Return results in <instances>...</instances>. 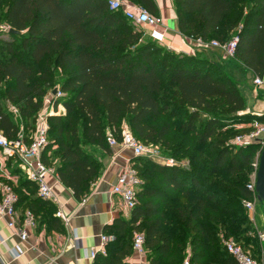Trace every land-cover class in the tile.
Listing matches in <instances>:
<instances>
[{"label": "trees", "instance_id": "trees-1", "mask_svg": "<svg viewBox=\"0 0 264 264\" xmlns=\"http://www.w3.org/2000/svg\"><path fill=\"white\" fill-rule=\"evenodd\" d=\"M128 1L160 16L154 0ZM8 2L4 22L15 33H0V133L10 140L22 133L4 103L35 126L50 87L62 92L53 104L66 113L48 117L44 162L76 200L88 197L102 176L103 160L90 148L110 156L107 133L120 139L124 125L144 145L164 144L171 157L191 163L184 169L134 159L142 180L138 204L130 221L118 219L106 228L114 240L95 264H128L135 232L145 234L150 264H182L188 247L191 264H236L225 247L230 239L252 255L247 247L256 232L244 202L253 199L247 178L261 147H236L235 140L253 129L237 131L235 125L264 124V115L241 117L248 106L237 80L200 53L144 41L106 0ZM174 3L183 34L226 45L238 30L242 74H264V0ZM23 181L38 197L37 188ZM16 192L18 207L55 220V205Z\"/></svg>", "mask_w": 264, "mask_h": 264}, {"label": "crops", "instance_id": "crops-1", "mask_svg": "<svg viewBox=\"0 0 264 264\" xmlns=\"http://www.w3.org/2000/svg\"><path fill=\"white\" fill-rule=\"evenodd\" d=\"M154 1L167 28L166 43L163 46L176 53L195 55L197 52L198 54H203V51H197L194 48L195 42L193 38H189L181 32L174 0ZM129 2L137 5L131 1ZM146 31L147 29L144 32L146 33ZM144 37H146L144 41H149L145 34ZM212 50L217 53V58L213 56L208 57L207 54L203 55L217 65L222 66L224 71L230 74L228 68L222 62L226 59L225 55L223 57V55L221 56V51ZM248 75L252 74L249 73ZM244 82L243 78L237 80V84L247 101L248 113L254 116H263L264 102L262 103L258 95H255ZM256 89L261 94L263 93L259 95L264 98V87H256ZM59 107L62 109L60 114L64 115L66 113L65 108L62 105ZM111 151L112 154L108 155L105 159L102 176L92 186L87 202L84 205H81L76 200L73 191L66 188L57 176L51 179L63 211L72 217L69 226L64 225L62 220L57 218L55 214L53 216L55 220L48 219L47 221L43 218L42 213L37 215V217L34 215L36 226L34 228H26L29 239L23 242L18 235L8 229L7 221L0 219V264H95L100 254L95 260H92L90 259L91 251L101 248V237L111 236L114 238L113 234L105 231L106 228L112 226L118 219L130 221L132 218V211L126 210L121 198L112 194V189L117 177L127 167H134L135 158H133L131 151L112 149ZM15 177L17 178L15 191L17 188H20V192L32 200V202L38 199L30 190L22 186L25 179L23 175L17 174ZM258 204H256L253 213L246 209L250 221L253 222L252 226L259 236V239L251 242L247 248L259 264H264V207H258ZM17 209L20 214L28 210L21 208V206L17 207ZM34 212H37L36 208ZM56 220L60 221L63 228L62 232L54 229L57 226ZM15 250L23 252V256L17 258ZM187 253L191 257L190 247H188ZM126 262L128 264H150L147 258V251L146 255L142 257L132 250V255Z\"/></svg>", "mask_w": 264, "mask_h": 264}, {"label": "built area", "instance_id": "built-area-1", "mask_svg": "<svg viewBox=\"0 0 264 264\" xmlns=\"http://www.w3.org/2000/svg\"><path fill=\"white\" fill-rule=\"evenodd\" d=\"M106 1L111 11L122 13L129 23L137 31L143 35L145 34L150 41L159 45L166 43L167 28L161 16L152 15L143 7L131 4L127 0ZM146 29L147 31L145 33L144 31ZM193 40L195 42L194 48L197 51L202 49H223L227 57H236L239 43L238 36L233 38L225 46L221 45L218 41L207 42L202 39ZM254 85L257 88L264 87V74L254 79ZM62 96V92L57 91L56 96L52 95L45 100V114H39L36 131L30 137L20 133L16 139L10 140L0 133V219L6 220L8 229L18 235L23 242L29 239L26 228H34L36 226V218L30 210H27L23 214L18 212L19 196L15 191L17 178L15 177L16 175L11 174L10 167L20 170L25 179L37 188V194L40 199L56 206V217L61 219L64 225L69 226L72 220L71 215L63 211L58 195L51 183V179L57 176L56 169L48 166L44 162V153L49 144L48 117L60 115L59 110H56L54 107L53 100L55 98L59 99ZM107 143L112 150L131 151L133 158L144 157L147 154H150L153 158L157 157L156 152L149 151L142 142L134 137L127 125L123 126L120 139H118L113 131L109 130L107 133ZM250 144H258L261 147L262 153L264 149L263 123L257 122L250 133L238 137L234 142V145L238 146ZM162 164L169 167L177 165L174 159H168L162 162ZM255 167L258 170V162L255 164ZM141 186L142 180L137 171L134 167L129 166L117 177L113 185L112 194L119 196L126 210L131 212L138 204V194ZM248 189L253 193V199L245 201L244 206L249 212L253 213L256 204L260 201L256 191V174L252 184L248 185ZM87 198L80 201L81 205L86 204ZM101 240V248L99 250L93 249L90 259L95 260L99 254L106 256V247L114 238L111 236H102ZM145 243V234L142 232L135 233L133 236V251L142 257L145 256ZM225 247L228 253L234 258L236 264H259L240 243L230 239L225 243ZM23 254V252L15 250V256L17 258H21ZM182 264H191L190 257L188 256Z\"/></svg>", "mask_w": 264, "mask_h": 264}, {"label": "rangeland", "instance_id": "rangeland-1", "mask_svg": "<svg viewBox=\"0 0 264 264\" xmlns=\"http://www.w3.org/2000/svg\"><path fill=\"white\" fill-rule=\"evenodd\" d=\"M8 7H9L8 0H4V1L0 2V33H3L5 35H8V32H9V26L4 22ZM237 32H238V30H236L231 35L232 39L237 37ZM143 40H146V37H144V35H143ZM212 41H216V40L212 39V40H209L207 42H212ZM221 45L225 46L224 44H221ZM161 46H163V45H161ZM201 51H203L202 52L203 54H207L208 57L213 56V57L217 58V55H216L217 53H215V51H213V50L202 49ZM219 51H221V56L223 55V57H224V55H225L226 59L223 60L222 62L228 68V71L230 72L232 77L234 79H236V80H239V79L243 78L245 80L244 83H246V85L249 86V88L255 93V95H258L259 100L263 103L264 102V98L261 96L263 93L261 94V92L259 90H257L256 86L253 84V81H254L255 77L253 75L244 76L242 74V66L237 61L236 57H234V58L227 57L226 54H225V51L223 49H221ZM196 54H198V53L196 52ZM203 54H201V55H203ZM2 57H4V54H0V58H2ZM238 83L240 84V82H238ZM53 91L54 90H52V88L50 87V89L48 91V94H47V98L52 96ZM259 94H261V95H259ZM4 107H5V109H7L8 111H11L13 113L12 115H13L14 121L17 122L19 126H21V132L22 133H26V134L35 133L36 125L33 126L30 121L25 120V119H21L18 116L17 109L13 105H10L8 103H4ZM58 110L60 112L62 110L61 107H59ZM48 111H50V109H48ZM39 114L44 115L45 114V108ZM240 115H241V117L245 118V115H251V114H249L248 111H246L244 113H241ZM257 117H261V116H257ZM256 123L257 122H255L254 124H249V123L247 124V122H245V121L238 120L237 125H235V127H236L235 129L237 131H242L243 129H246V128H249V127H252V129H253V127H254V125ZM27 126L29 128V131L25 130V127H27ZM235 146L239 147L238 145H235ZM146 147L149 149V151L156 152V156L157 157H155L156 158L155 159L150 154H147L146 156L141 157V158L150 159V160L154 161L155 163L161 164V165H163L162 162L167 161L168 159H174L176 161L177 166H179V167L187 169V168H190V166H191V163H190V161L188 160L187 157H184V159H177V158L171 157L170 156V151H168V149L166 148V146L164 144H151V145L146 146ZM90 149L91 150L93 149L95 151V155L99 159H101V161L103 160V164H104L105 159L107 157V154H105L104 152H102L99 149H95V148H90ZM260 155H261V149L256 153V155H255V157H254V159L252 161V164H251L252 169H251L250 173L248 174V178H247V181H248L247 184L248 185L252 184V182L254 181L255 174H256V171H257V168L255 167V164L257 162L259 163ZM9 170H10L11 174H13V175L19 174L17 169H15V168L13 170L12 169H9ZM258 203H259L258 207L259 206L264 207V203L261 200ZM244 208H245V206H244ZM258 220H259V218H258ZM251 223L253 224V222H251ZM135 233H137V232H135ZM254 237H255L254 238L255 240L259 239V236L257 234H255ZM231 240H234V239H231ZM187 257H188V253L186 251L185 259Z\"/></svg>", "mask_w": 264, "mask_h": 264}, {"label": "water", "instance_id": "water-1", "mask_svg": "<svg viewBox=\"0 0 264 264\" xmlns=\"http://www.w3.org/2000/svg\"><path fill=\"white\" fill-rule=\"evenodd\" d=\"M15 33L14 30L10 31ZM58 89L55 88L52 95L56 96ZM256 191L258 193L259 199L264 203V149L260 156L259 167L256 173Z\"/></svg>", "mask_w": 264, "mask_h": 264}]
</instances>
